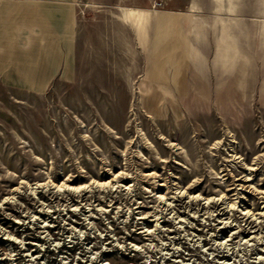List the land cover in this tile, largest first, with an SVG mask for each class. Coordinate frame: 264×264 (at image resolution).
<instances>
[{
  "label": "rangeland",
  "instance_id": "1",
  "mask_svg": "<svg viewBox=\"0 0 264 264\" xmlns=\"http://www.w3.org/2000/svg\"><path fill=\"white\" fill-rule=\"evenodd\" d=\"M118 3L0 0V264H264V52L156 100Z\"/></svg>",
  "mask_w": 264,
  "mask_h": 264
},
{
  "label": "crops",
  "instance_id": "2",
  "mask_svg": "<svg viewBox=\"0 0 264 264\" xmlns=\"http://www.w3.org/2000/svg\"><path fill=\"white\" fill-rule=\"evenodd\" d=\"M184 1L186 11L129 7L119 3L116 11H110L115 19L134 30L142 50L146 51V78L153 84L156 100L159 94L162 98L165 90L174 104L206 107L205 103L194 101L192 91L195 89L205 95L209 34L214 33L213 66L230 72L239 63L240 72L246 73L254 66V55L264 52V0ZM171 4L175 9V3ZM122 8L128 12L123 13ZM248 16L253 17L252 23L244 19ZM179 47H182L180 54L176 53ZM174 92L178 98H174ZM232 93L235 96L246 94L238 89Z\"/></svg>",
  "mask_w": 264,
  "mask_h": 264
}]
</instances>
